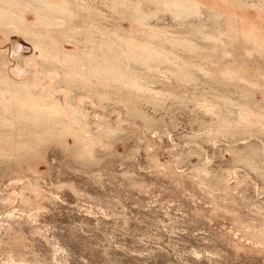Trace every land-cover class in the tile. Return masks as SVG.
<instances>
[{"label": "rangeland", "instance_id": "374dc122", "mask_svg": "<svg viewBox=\"0 0 264 264\" xmlns=\"http://www.w3.org/2000/svg\"><path fill=\"white\" fill-rule=\"evenodd\" d=\"M22 1L37 28V1ZM87 1L96 11L65 14L73 30L55 36L66 52L81 57L94 47L99 55L107 49L101 43L118 41L119 28L193 56L195 68L149 67L123 54L126 69L144 74L139 89L109 79L98 85L97 75L94 85L75 79L70 86L60 69L57 93L43 102L57 94L81 109L74 129L57 116L43 130L5 115L13 124L0 125V135L11 132L15 141L0 146L7 151L0 154V264H264V0H196L201 11L179 14L138 0L155 35L125 15L137 0H121L115 10L127 12L120 14L112 0ZM0 25V76L13 75L14 42L37 51ZM181 33L199 47L195 53L168 41ZM221 69L230 74L214 82ZM40 85L50 84L44 77ZM246 113L260 117L244 120Z\"/></svg>", "mask_w": 264, "mask_h": 264}, {"label": "bare ground", "instance_id": "6f19581e", "mask_svg": "<svg viewBox=\"0 0 264 264\" xmlns=\"http://www.w3.org/2000/svg\"><path fill=\"white\" fill-rule=\"evenodd\" d=\"M21 1L0 0V2L4 3L3 6L0 5V23L2 25L5 24L4 26H6L7 24V29L10 33H12L14 36L17 35L21 37L27 43L34 41L33 43H34V47L37 53H33V48L29 46L31 43L25 44L22 41L16 40V38L14 39L16 40L14 42V48L12 51V57L15 59V62H16V66L12 69L14 78H13V75L11 74L10 75L12 77L8 74H3L2 76H0V125L6 128H10V125L13 124L10 122V120L7 117H5L6 114L10 115L12 118H15L18 122H20L23 128L24 127L32 128L30 124L33 123V125L42 126V129L43 127L45 129V126H43L44 123H47V120L49 119H53L57 117L61 119V122L64 124V126H66L67 129H74L73 128L74 125L80 123L81 116H82V110L77 107H73L71 101L66 102V104H64L63 102H61L60 95L56 94V96H54L53 101L48 102V103L43 102L44 97H49L50 94L57 93L56 86H58L59 83L57 82L58 84L56 85V83L54 82V78L58 75L57 70H60V69H64L65 71V75L63 79L71 80V83L69 84L70 86L72 85L73 80L75 79L78 81L80 80V84L81 82H86L89 85L90 83H93L91 81L95 79L97 75L96 84L98 85L102 84V82L98 83L99 80L104 81L106 79H109V81L111 80L113 82H118L119 85L122 86V88L130 87L134 89L135 88L139 89V88H142L144 85L142 81V80H145L143 79L144 74H142L143 76H141L138 73L134 72L135 70L130 71L129 69H126L127 65L125 66L126 67L125 68L124 67L125 61L123 60L125 59L124 58L125 56L123 54L131 56V58H133V60L136 61L139 65L146 64L149 67H151L152 64L153 66L160 67L161 64L163 63L165 64L169 63L171 65L172 64L177 65L178 67H181L180 69H183V65H188L189 62H190L189 66H192V67L195 66L193 64V56H186L184 58L183 56L179 57L178 55L168 53L167 50H165L164 46L162 47L164 48L163 50L161 47H160L161 49H159L157 48L156 45H152V42L146 41L144 43L143 41H138L137 39L134 40L132 38L133 35H128V36L124 35L122 34L123 32L118 31L119 28L116 29L114 32L115 35L117 36L118 41L117 42L110 41L109 43H107V45L101 43L100 46L102 48H104L103 46L107 47L106 50L102 49L103 51H100L101 54L98 55L99 50L97 51V49H96L97 53H95L94 47H91L88 53L85 52V54H87L85 56L83 55L80 57L78 54H70L69 52H66L62 48V43L64 39L59 40L58 38L55 37L58 34H61V32L68 31L70 28L71 29L73 28L71 26V22L68 20L70 17L67 19L65 17V14L73 17L74 15H77L78 12L80 13L82 10L85 11L86 13L91 14V12L93 13L96 11V8L94 7L95 8L94 9L95 11H94L93 6L87 0L86 1L85 0H36L38 3L36 2V5L34 6L35 8L34 10L38 14V17H39L38 18L39 23L36 28V26L34 27L32 26V24L28 22L27 16H26L27 12H30L32 10V8H30L31 4L30 5L24 4L25 5L24 6L22 5L23 1L22 2ZM28 1L31 2L32 0H28ZM146 1H151L155 5L157 4V6H160V7L162 6L166 10L168 9L172 10L173 12L177 14L185 12V9L191 10L192 12H199L201 11L200 9H202L200 8L201 5L199 6L198 4L199 2L197 3L198 0L197 1L196 0H146ZM125 2L126 1L123 2L121 0H112V2L109 4L113 5L114 11H116L115 6L120 5L121 8H123L125 6ZM17 4L22 5L23 9L21 10L19 8L18 10L14 9L13 6ZM89 4L92 6V8ZM129 4L130 5L132 4L133 8L131 7L132 10H130L131 8H129L130 11L126 13L125 15L133 17L138 24L146 25L147 26L146 28H148L145 31L146 33L149 31L148 32L149 34H154L156 27L148 24V21L151 17L148 18V17H145L144 15L141 16V14H143L142 11L145 10V9H142V11L140 10L141 3L139 2L137 4L136 3L134 4L132 1ZM126 6L129 7L128 4H126ZM118 7L116 8L118 9ZM78 9H80V11H78ZM111 9L113 10L112 7ZM125 9L121 11L127 12L125 11ZM121 11L117 10L116 12H119L120 14ZM219 12L220 11H218L217 13ZM192 14H196V13H192ZM100 15H102V12ZM181 18H184V16ZM76 29L77 30L74 31V33L81 31L80 28H76ZM184 31L186 33L190 32V30H184ZM181 34L183 35L180 36L177 34L179 37L177 36L176 38L175 37L172 39L170 38L168 39V41L174 44V46L180 45L188 49L190 53L191 52L192 54L193 52L195 53V51H197L199 47L193 42V40L189 39L187 36H184V33H181ZM33 35L35 36L32 37ZM208 38L214 39L216 43L221 42L220 35H213ZM88 41H92V38L91 40H88ZM165 41L167 42V40ZM91 46H94V44H92ZM214 48H218V45L214 44ZM169 52H172V51H169ZM8 54H10V50L8 51ZM100 56L102 57L100 58ZM37 59H39L41 62L40 70L36 69L35 62H38ZM126 63H127V60H126ZM10 65L11 64H9V62H6L5 63L6 69H9L11 67ZM45 66H47V68H44ZM197 66L198 65H196V67ZM50 68L53 69L51 70L53 72L48 73L46 70L48 69L50 70ZM185 69L182 70L181 73H183L185 76L187 75L191 76V72H188L187 69L186 70ZM200 69L209 76L213 74L209 70H206L205 68L201 67ZM45 72H47L48 74H44ZM228 73L230 74V70L221 69L220 73L213 76L214 82L225 83L223 78ZM24 75H26V77L24 80L21 79L23 81H19L18 79H16L17 77H20V76L23 77ZM173 75H176V77H179V78L182 77L180 73H175ZM232 75L233 74L230 75L231 78H232ZM44 77H46V79L48 80L50 84L47 88L40 85ZM152 78L150 79L152 80ZM149 81L150 80H148V83ZM3 83H5L7 88L5 86H4L5 87L4 89L2 88ZM75 83H79V82H75ZM86 83H85V86L87 87ZM90 87L92 86L90 85ZM93 92L95 93V91H92V94ZM97 93H100L99 90L98 91L96 90L95 94ZM255 114L256 113L254 114L246 113V114H242L241 117L244 120L245 119L250 120L252 116L258 117L257 114L256 115ZM48 128L49 126L46 128V130ZM68 131H71V130H68ZM10 134L11 132L8 133V135ZM8 135L3 136L1 133L0 146H2V143L8 144V143L15 141V139H13L14 137H10ZM2 149L5 151L4 148ZM2 149L0 147V154L3 153Z\"/></svg>", "mask_w": 264, "mask_h": 264}]
</instances>
